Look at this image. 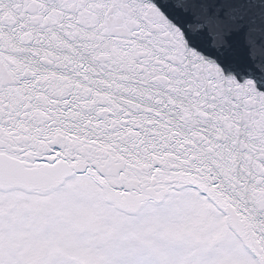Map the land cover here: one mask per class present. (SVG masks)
Listing matches in <instances>:
<instances>
[{
  "label": "snow or ice",
  "instance_id": "snow-or-ice-1",
  "mask_svg": "<svg viewBox=\"0 0 264 264\" xmlns=\"http://www.w3.org/2000/svg\"><path fill=\"white\" fill-rule=\"evenodd\" d=\"M0 264H264V0H0Z\"/></svg>",
  "mask_w": 264,
  "mask_h": 264
}]
</instances>
